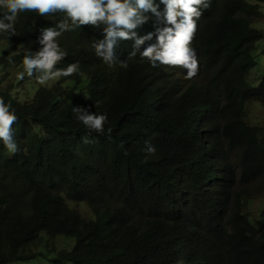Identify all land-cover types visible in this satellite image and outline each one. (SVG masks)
Listing matches in <instances>:
<instances>
[{"label":"trees","instance_id":"16d2710c","mask_svg":"<svg viewBox=\"0 0 264 264\" xmlns=\"http://www.w3.org/2000/svg\"><path fill=\"white\" fill-rule=\"evenodd\" d=\"M258 8L249 0H210L191 44L201 63L192 79L183 68L152 67L141 58L140 52L157 43L162 25L153 19L137 29L139 36L153 37L135 58H129L132 41L116 49L126 69L109 68L94 55L89 42L103 38L100 30L70 32L84 67L101 76L105 98L97 101L98 89L91 85L90 98L80 101L62 92V82L35 87L32 99H21L13 88L14 99L0 90L19 118L13 126L19 151L8 152L0 141V170L6 165L23 172L24 148L40 143L47 142L55 156L70 154L72 134L83 125L74 118V107L106 113V126L127 144V165L118 171L122 194L88 169L70 165L56 171L68 182L69 199L95 207L94 220L67 210L62 198L46 191L40 170L26 171L36 193L5 210L0 264L41 258L48 264H264V210L253 219L242 208L254 197L250 185L264 177V127L246 122L248 104L264 102V48L258 47L264 31L254 21ZM0 39L7 41L0 61L17 43L25 45L16 36ZM254 67L261 74L257 85L250 82ZM174 68L179 76L168 79ZM146 143L155 146L154 155L145 151ZM43 232L48 233L41 238ZM44 239L47 248L41 246Z\"/></svg>","mask_w":264,"mask_h":264},{"label":"clouds","instance_id":"9594fccd","mask_svg":"<svg viewBox=\"0 0 264 264\" xmlns=\"http://www.w3.org/2000/svg\"><path fill=\"white\" fill-rule=\"evenodd\" d=\"M249 3L252 4L250 0ZM160 4L163 11H160ZM209 7L210 0H160L159 4L156 0H0V36H16L26 45L23 61L15 60L12 67H18L15 80L22 87L16 92L21 99H32L34 94L30 93L31 90L56 87L62 82V92L83 102L91 96L89 87H96L98 101L105 98L101 76L84 67V56L70 32L80 28L100 30L103 38L95 39L93 36L89 42L94 55L109 68L119 64L126 69L128 63L120 60L116 49L122 41H132L133 50L129 58H135L141 46L153 37L152 33L139 36L137 29L154 19L157 25H162L156 29L157 43L150 44L140 52L141 58L147 59L152 67L183 68L186 77L192 79L197 75L201 63L198 65L197 54L191 44L197 32V21L203 15V10ZM18 23L21 24L19 28ZM16 49H19L18 43ZM166 76L175 79L179 71L174 68ZM10 88L13 87H8L6 91L14 99L16 95ZM73 112L74 118L83 125L72 134L74 141L70 154L55 156L47 149V142L40 143L24 148L21 157L23 172L12 171L6 165L0 170L2 231L7 207L11 203H23L25 198H31L36 193L29 173H25L29 169L42 172L44 189L55 195L57 200L62 198L64 205L75 203L85 207L86 210L81 211L76 207L67 209L65 206L85 220L96 218L94 208L87 202L69 199L66 191L68 182L56 171L67 170L70 165L79 170L88 169L91 175L106 179L114 194L123 193L122 178L118 171L124 166L126 142L119 140L112 129L106 126L109 123L106 113H92L83 107H74ZM18 120L11 104H6L0 97V141L13 154L19 151L13 127ZM43 136L51 141L47 133ZM145 151L154 155L156 148L146 143ZM81 153H89L91 158L81 160ZM112 161L117 163L112 165ZM214 182V179L210 181L211 185H215ZM46 234L41 233V238ZM47 242L44 239L41 246L47 248ZM68 244L72 246V242ZM45 256L50 259L49 255Z\"/></svg>","mask_w":264,"mask_h":264},{"label":"rangeland","instance_id":"374dc122","mask_svg":"<svg viewBox=\"0 0 264 264\" xmlns=\"http://www.w3.org/2000/svg\"><path fill=\"white\" fill-rule=\"evenodd\" d=\"M252 4L259 5L257 9V13L254 14L257 16L255 19V26L264 31V2H259L258 0H250ZM7 41L0 39V47L6 45ZM259 49L261 50L264 48V38L259 44ZM1 50V49H0ZM26 52L25 45L19 49H14L9 55L3 56L0 61V90L6 91L8 87L15 88V91L22 86L16 84L15 74L16 69L18 67L12 68L14 66V61L16 60L17 56L23 61L24 54ZM15 53V55H13ZM264 57V54H263ZM11 58V59H9ZM13 61V62H12ZM9 62V64H6ZM10 65L11 68H8ZM264 67V66H263ZM261 78V74L255 71V67L251 72L250 82L253 85H257L259 79ZM51 84V82H49ZM36 90H31L30 93L34 94ZM246 122L251 125H260L264 127V102H257V103H249L247 107V115H246ZM249 194L254 195L252 197V201L247 203L246 201L243 202L242 208L245 211V214H248L251 218L255 219L263 210H264V177L258 179L257 181L253 182L250 185ZM65 206L67 209H73L74 207L78 208L81 211H85L86 208L82 206H78L77 204H68L66 203ZM58 246L57 248H59ZM38 248H34V250H38ZM29 264H48L47 260L44 258L38 260L29 261Z\"/></svg>","mask_w":264,"mask_h":264},{"label":"bare ground","instance_id":"6f19581e","mask_svg":"<svg viewBox=\"0 0 264 264\" xmlns=\"http://www.w3.org/2000/svg\"><path fill=\"white\" fill-rule=\"evenodd\" d=\"M140 159H142V158H140ZM124 164H126V163H124ZM126 165H127V164H126ZM141 167H142V166H141ZM121 169H122V168H121ZM127 170H128V169H127ZM121 173H122V172H121ZM123 176H124V175H123ZM109 193H110V192H109ZM108 195H109V194H108ZM110 195H111V194H110ZM110 195H109V196H110ZM111 196H112V195H111ZM106 198H107V197H106ZM110 199H111V198H110ZM110 199H109V200H110ZM101 201H102V200H101ZM101 201H100V202H101ZM116 201H117V200H116ZM100 202H99V203H100ZM120 202H121V201H120ZM122 202H123V201H122ZM118 203H119V202H118ZM119 204H120V203H119ZM96 205H97V204H96ZM108 205H109V204H108ZM123 206H124V205H123ZM93 207H94V206H93ZM96 207H97V206H96ZM105 207H106V206H105ZM94 208H95V207H94ZM113 220H114V219H113ZM146 228H147V227H146ZM148 228H149V227H148ZM47 233H48V232H47ZM56 238H57V237H56ZM56 238H55V239H56ZM28 239H29V238H28ZM30 239H31V238H30ZM49 244H50V243H49Z\"/></svg>","mask_w":264,"mask_h":264}]
</instances>
